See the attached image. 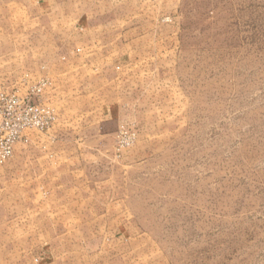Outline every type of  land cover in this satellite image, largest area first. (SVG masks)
<instances>
[{
	"label": "crops",
	"instance_id": "crops-1",
	"mask_svg": "<svg viewBox=\"0 0 264 264\" xmlns=\"http://www.w3.org/2000/svg\"><path fill=\"white\" fill-rule=\"evenodd\" d=\"M180 1L0 0V91L47 77L59 114L0 164V264H144L110 172L168 74Z\"/></svg>",
	"mask_w": 264,
	"mask_h": 264
},
{
	"label": "rangeland",
	"instance_id": "rangeland-1",
	"mask_svg": "<svg viewBox=\"0 0 264 264\" xmlns=\"http://www.w3.org/2000/svg\"><path fill=\"white\" fill-rule=\"evenodd\" d=\"M172 17L174 59L110 172L123 221L144 264H264V0H181Z\"/></svg>",
	"mask_w": 264,
	"mask_h": 264
},
{
	"label": "built area",
	"instance_id": "built-area-1",
	"mask_svg": "<svg viewBox=\"0 0 264 264\" xmlns=\"http://www.w3.org/2000/svg\"><path fill=\"white\" fill-rule=\"evenodd\" d=\"M50 87L51 80L42 77L36 83L25 81L23 87L12 86L0 91V164L13 156L17 144L29 141L30 131L47 132L57 122V108L42 99ZM136 140L137 132L133 128L120 125L116 141L118 153L121 155Z\"/></svg>",
	"mask_w": 264,
	"mask_h": 264
}]
</instances>
